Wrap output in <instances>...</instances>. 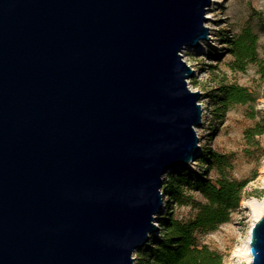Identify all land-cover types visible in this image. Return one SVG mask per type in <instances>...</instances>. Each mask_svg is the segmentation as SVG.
<instances>
[{
  "label": "water",
  "instance_id": "obj_1",
  "mask_svg": "<svg viewBox=\"0 0 264 264\" xmlns=\"http://www.w3.org/2000/svg\"><path fill=\"white\" fill-rule=\"evenodd\" d=\"M210 0H0V264H134L201 153L183 59ZM264 264V212L248 237Z\"/></svg>",
  "mask_w": 264,
  "mask_h": 264
},
{
  "label": "rangeland",
  "instance_id": "obj_2",
  "mask_svg": "<svg viewBox=\"0 0 264 264\" xmlns=\"http://www.w3.org/2000/svg\"><path fill=\"white\" fill-rule=\"evenodd\" d=\"M205 17L208 42L198 49L187 46L182 52V59L195 71V75L187 79L188 86L201 93L199 103L202 105L203 119L202 125L197 128L201 152L210 149L230 154L232 168L229 176L238 180L248 179V183L242 191L239 206L231 212L230 219L213 231L196 234V240L199 245L205 244L221 253L224 264H230L233 261V249L242 246L246 241L250 223L242 199L264 198V133L256 135L251 144L244 135L247 128L257 123L264 127V77L254 64L248 65L245 71L231 70L228 65L231 56L225 49L223 36L238 34L243 28L250 27L257 34L258 55L264 61V0H210ZM222 79L245 86L257 99L252 105H234L221 122H214L212 105L207 95ZM192 162L196 163L169 172H200L201 163L197 159ZM186 193L191 194L195 201H204L199 191L187 189ZM160 195L164 202L161 205L162 210L157 214L156 223L159 224L158 218L167 217L170 211L175 217L182 219L194 214L195 209L191 204L174 206L170 200L167 201L168 197L162 188ZM152 235H159V229ZM237 263L247 264L244 259H239Z\"/></svg>",
  "mask_w": 264,
  "mask_h": 264
},
{
  "label": "trees",
  "instance_id": "obj_3",
  "mask_svg": "<svg viewBox=\"0 0 264 264\" xmlns=\"http://www.w3.org/2000/svg\"><path fill=\"white\" fill-rule=\"evenodd\" d=\"M228 63L233 71H245L248 65H256L264 77V61L258 55L257 34L250 27L238 34L223 36ZM211 68H214L210 66ZM212 105V120L221 122L226 113L237 104L252 105L257 97L245 86L223 79L208 93ZM264 133L261 124L245 130L249 144L254 137ZM232 156L214 150H203L197 160L201 163L200 172L188 174L168 172L162 189L174 206L191 204L195 209L187 219L177 218L172 212L167 217L158 218L159 235L151 236L140 250L135 252L134 264H224L223 255L205 244L199 245L196 234L215 230L230 219L231 212L239 206L242 191L248 179H233L229 176ZM178 169V168H177ZM211 173L214 175L211 176ZM199 191L204 201H195L186 190Z\"/></svg>",
  "mask_w": 264,
  "mask_h": 264
},
{
  "label": "bare ground",
  "instance_id": "obj_4",
  "mask_svg": "<svg viewBox=\"0 0 264 264\" xmlns=\"http://www.w3.org/2000/svg\"><path fill=\"white\" fill-rule=\"evenodd\" d=\"M210 15H207V17ZM209 40V39H208ZM208 40H201L200 44L197 47H193L194 49H198L203 47V44ZM264 103V100H263ZM201 105V104H200ZM202 107V105H201ZM201 154V153H200ZM196 162H190L187 166H193ZM264 176V171H263ZM242 205L247 209L249 214V226L247 228V236L246 241L242 246H237L233 249L232 254V262L230 264H238L237 261L239 259H244L246 263H248L251 260V254L249 252V246H248V237H249V229L250 226L253 224L254 221H256L264 212V198L259 200L253 197H245L242 199Z\"/></svg>",
  "mask_w": 264,
  "mask_h": 264
},
{
  "label": "built area",
  "instance_id": "obj_5",
  "mask_svg": "<svg viewBox=\"0 0 264 264\" xmlns=\"http://www.w3.org/2000/svg\"><path fill=\"white\" fill-rule=\"evenodd\" d=\"M201 109H202V107H201ZM202 116H203V113L201 112V121H202V119H203ZM196 133H197V135H198L197 128H196ZM198 136H199V135H198ZM155 225H156L157 228H159V227H158V223H155Z\"/></svg>",
  "mask_w": 264,
  "mask_h": 264
}]
</instances>
